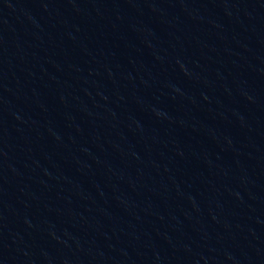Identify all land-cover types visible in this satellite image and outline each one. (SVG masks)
Here are the masks:
<instances>
[{
  "label": "water",
  "instance_id": "95a60500",
  "mask_svg": "<svg viewBox=\"0 0 264 264\" xmlns=\"http://www.w3.org/2000/svg\"><path fill=\"white\" fill-rule=\"evenodd\" d=\"M0 264H264V0H0Z\"/></svg>",
  "mask_w": 264,
  "mask_h": 264
}]
</instances>
